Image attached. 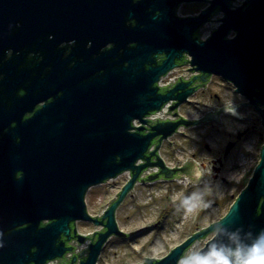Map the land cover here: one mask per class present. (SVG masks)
I'll use <instances>...</instances> for the list:
<instances>
[{
	"label": "water",
	"instance_id": "obj_1",
	"mask_svg": "<svg viewBox=\"0 0 264 264\" xmlns=\"http://www.w3.org/2000/svg\"><path fill=\"white\" fill-rule=\"evenodd\" d=\"M236 1L0 0V264H99L110 238L138 230L117 221L137 184L211 183L206 163L190 157L171 167L160 150L182 128L242 118L233 101L199 119L181 115L212 76L254 105L264 128V0ZM196 2L208 6L178 14ZM188 64L189 76L161 84ZM124 173L129 179L104 213L92 215L89 190ZM80 221L102 227L85 235ZM210 234L201 255L215 247L246 256L264 237V144L224 217L136 264H180Z\"/></svg>",
	"mask_w": 264,
	"mask_h": 264
},
{
	"label": "rangeland",
	"instance_id": "obj_2",
	"mask_svg": "<svg viewBox=\"0 0 264 264\" xmlns=\"http://www.w3.org/2000/svg\"><path fill=\"white\" fill-rule=\"evenodd\" d=\"M204 6L187 3L181 11L184 15L194 14ZM182 72L179 70L170 78ZM208 87L183 105V115L199 118L216 106L230 101L239 103L245 99L234 91L231 83L219 76H214ZM250 111L254 117L259 115L255 109ZM260 123L258 120L254 122L255 125ZM247 126L246 122L226 115L220 122L182 128L181 132L165 141L161 154L169 166L179 165L189 157L198 162H203L204 158L213 160L223 152L231 134L235 135ZM170 141L174 142L171 144ZM263 144L264 129L251 131L234 147L219 177L217 180L212 177L211 183L206 179L188 186L189 181L180 180L137 184L119 207L117 221L125 232L138 230L128 238H110L104 246L99 264H136L144 262V257L162 258L192 233L220 220L246 187L260 161ZM128 179L129 173H124L107 183L93 186L86 198L89 212L102 215ZM101 227L90 222H78V228L84 234L93 233ZM213 235L210 234L203 241L198 240L188 255L198 253Z\"/></svg>",
	"mask_w": 264,
	"mask_h": 264
},
{
	"label": "flooded vegetation",
	"instance_id": "obj_3",
	"mask_svg": "<svg viewBox=\"0 0 264 264\" xmlns=\"http://www.w3.org/2000/svg\"><path fill=\"white\" fill-rule=\"evenodd\" d=\"M244 1L245 0H237L236 1V3H235V7H237V6H241L243 3H244ZM196 3H198V2H196ZM199 4H204L205 6L202 8V9H204V8H206L207 6H208V3H199ZM184 5H187V3H184V4H182L180 7H179V9H178V14L179 15H181V16H189V15H192V16H195V15H198L201 11H202V9L200 10V11H197V12H195L194 14H189V15H184V14H182V7L184 6ZM222 15L223 14H221V13H218V14H216L215 16H214V18H213V20H212V22H211V25H219V19L222 17ZM202 30V29H201ZM201 30H199V32H201ZM199 34V33H198ZM234 35V34H233ZM161 58H162V55H159V59L161 60ZM190 59V58H189ZM190 68H191V66H190V64H188V65H182V66H179V67H177L175 70H173L172 72H170L169 73V75L167 76V77H170V75H172V74H175V73H177L179 70H182L183 72L182 73H180V74H178L177 76H176V78L175 79H177V78H179V77H181V76H189L190 74H191V72H190ZM195 74L196 75H201L202 73L201 72H195ZM213 77L214 76H212L211 77V81H212V79H213ZM174 79V80H175ZM211 81L208 83V85H207V87L206 88H199L198 90H197V92L194 94V95H196L199 91H201V90H206L207 88H209L208 86L211 84ZM227 82V81H226ZM200 83H202L200 80H197L196 81V84H200ZM195 84V85H196ZM234 87V86H233ZM234 91L236 92V88L234 87ZM237 93V92H236ZM237 94H239V93H237ZM193 95V96H194ZM193 96H191L190 98H189V100L187 101V102H185V103H183L181 106H180V108H179V111H180V113H181V108L183 107V105H185L186 103H188V102H190L191 101V98L193 97ZM218 98H219V96H218ZM220 99V98H219ZM245 102H248V100L245 98L243 101H241V102H239V103H236V102H233V103H235V104H237V105H239V108H238V112L242 115V118L241 119H238V118H236L235 116H231V115H228V116H231V117H234V118H236V119H238L240 122H246L247 124H248V126L246 127V129L245 130H238L237 132H236V134L234 135V134H231V138L228 140V142H227V144H226V146L224 147V149H223V152L218 156V157H216L215 159H213V160H208V161H203V162H199V163H201V164H203V163H206L207 164V168H206V170H208V171H210L211 173H212V177H214V179L215 180H217V178L219 177V175H220V173H221V171L223 170V168H224V164H225V161L228 159V157H229V155H230V153H231V151L234 149V147H236V145L247 135V134H249L251 131H254V130H257V128L258 129H261V128H263V126H262V119H261V117H260V114L259 115H257V116H255L254 117V115H252V113H251V111H250V109H255L256 110V108H255V106L254 105H250V106H248V107H245L244 106V103ZM228 103H231V102H227V103H225V104H223V105H221V106H216L215 108H214V110L216 109V108H218V107H223V106H225L226 104H228ZM41 106V105H40ZM214 110H211V111H214ZM257 111V110H256ZM205 113H207V112H205ZM205 113L201 116V117H203L204 115H205ZM181 115H183L182 113H181ZM183 116H185V115H183ZM223 116H226V115H222L221 116V120H222V118H223ZM186 117V116H185ZM201 117H199V118H201ZM187 118H189V117H187ZM199 118H190V119H199ZM260 121L261 123V125H259V124H254V122L255 121ZM212 122H215V121H212ZM218 122H220V121H218ZM207 123H210V122H207ZM207 123H204V124H207ZM204 124H201V125H204ZM201 125H198V126H201ZM249 125H250V127H249ZM185 129H187V128H185ZM264 129V128H263ZM166 141V140H165ZM165 141H164V143H165ZM163 143V144H164ZM228 145H231L232 146V148L229 150V152H227V147H228ZM162 147H163V145H162ZM162 149V148H161ZM160 153H161V150H160ZM162 155V154H161ZM163 157V156H162ZM190 158V157H189ZM189 158H187L186 160H184L181 164H179V165H176V166H183L184 165V163H186V161L189 159ZM167 163V162H166ZM171 167H175V166H171ZM212 179V178H211ZM148 184V183H147ZM116 197V196H115ZM77 229H78V232L79 233H82L80 230H79V228H78V223H77ZM84 234V233H83ZM90 234V233H89ZM85 235H87V234H85ZM76 240V238H73L71 241H70V243H69V245L70 244H72V242H74ZM70 263V260L68 261H64L63 263L61 262L60 264H69Z\"/></svg>",
	"mask_w": 264,
	"mask_h": 264
},
{
	"label": "clouds",
	"instance_id": "obj_4",
	"mask_svg": "<svg viewBox=\"0 0 264 264\" xmlns=\"http://www.w3.org/2000/svg\"><path fill=\"white\" fill-rule=\"evenodd\" d=\"M233 257L236 259L233 260ZM180 264H264V237L251 246L246 256L240 252L227 255L214 247L206 255L189 254L180 260Z\"/></svg>",
	"mask_w": 264,
	"mask_h": 264
},
{
	"label": "built area",
	"instance_id": "obj_5",
	"mask_svg": "<svg viewBox=\"0 0 264 264\" xmlns=\"http://www.w3.org/2000/svg\"><path fill=\"white\" fill-rule=\"evenodd\" d=\"M210 35V31H207V32H205L204 33V35H203V38H207L208 36ZM173 75V74H172ZM171 76V75H170ZM175 75L172 77V78H170V77H165L163 80H162V82H161V84L162 85H164V84H168L170 81H171V79H175ZM169 78V79H168ZM166 79H168V81L166 80ZM140 123L139 122H137V125H139ZM87 246V244H85L84 245V247H86Z\"/></svg>",
	"mask_w": 264,
	"mask_h": 264
}]
</instances>
